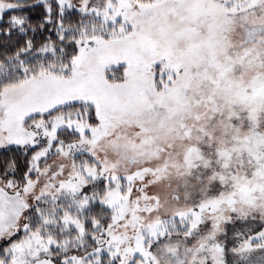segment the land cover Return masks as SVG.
Returning <instances> with one entry per match:
<instances>
[{"label":"snow or ice","instance_id":"obj_1","mask_svg":"<svg viewBox=\"0 0 264 264\" xmlns=\"http://www.w3.org/2000/svg\"><path fill=\"white\" fill-rule=\"evenodd\" d=\"M0 264H264V0H0Z\"/></svg>","mask_w":264,"mask_h":264}]
</instances>
